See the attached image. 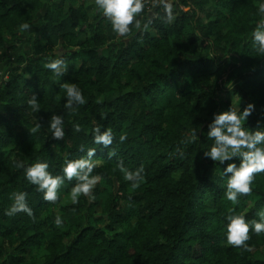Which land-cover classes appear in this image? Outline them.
Instances as JSON below:
<instances>
[{"label":"trees","instance_id":"1","mask_svg":"<svg viewBox=\"0 0 264 264\" xmlns=\"http://www.w3.org/2000/svg\"><path fill=\"white\" fill-rule=\"evenodd\" d=\"M161 2L143 0L119 36L95 0H0V264H264V232L250 228L246 248L225 239L230 210L259 222L264 172L233 205L221 175L229 161L203 154L213 143V114L230 106L254 103L245 126L264 129V56L251 44L259 0H166L171 21ZM24 23L39 28L27 34ZM56 59L67 66L62 76L44 67ZM66 83L84 104L65 109ZM33 95L38 112L28 103ZM52 114L63 118L62 139L49 133ZM96 127L112 131L109 148L93 142ZM90 148L98 180L92 198L75 204V178L50 202L19 167L44 161L62 176L65 163L87 158ZM121 166L143 170L137 188ZM19 192L31 216L5 214Z\"/></svg>","mask_w":264,"mask_h":264},{"label":"clouds","instance_id":"2","mask_svg":"<svg viewBox=\"0 0 264 264\" xmlns=\"http://www.w3.org/2000/svg\"><path fill=\"white\" fill-rule=\"evenodd\" d=\"M161 7L165 12L167 20L173 19L172 9L166 0H162ZM95 8L102 12L104 17L110 22L113 32L119 36H124L129 31V25L132 24L134 18L143 8V0H95ZM257 13L260 19L257 21L252 31L251 44L257 55L264 56V0H259ZM31 27L28 23L21 25L23 30ZM44 67L54 72L57 76H62L67 66L62 59H56L44 64ZM66 89L65 109L71 110L75 105H82L85 99L81 90L74 83H66L63 85ZM33 112L40 110L33 95L28 101ZM255 110V105L249 102L243 109L238 111L233 107L227 110L214 113L213 119L207 126V137L213 141L212 145L204 151V156L214 162L223 165L225 161H229L221 173L227 176L226 181V198L233 203H238V196L241 194H249L252 191L251 181L255 173L264 172V129L250 130L245 126V121ZM107 113H100L104 118ZM48 128L53 139L59 140L65 136L64 121L61 115L52 114L48 121ZM75 131H79V125H74ZM31 133H35L37 128L29 129ZM93 142L109 148L113 143V134L110 129L101 131L100 127L93 129ZM127 138L126 134L119 136V140L123 142ZM192 139H198V131H192ZM83 150V149H81ZM96 149L87 150V158L69 160L62 168L63 175L53 176L48 171V163L37 161L36 163L25 167L22 163L19 167L24 168L25 179L35 185L37 191L43 193V199L55 202L58 198L57 189L63 184L64 179H76V184L70 190V199L73 204L78 202L81 195L88 196L91 199L92 189L95 187L98 177L91 176L96 166L92 158ZM109 156H114V151L108 152ZM233 158H237V164ZM120 171L124 175V179L129 181L133 189L137 188L142 181V169L136 171H128L121 166ZM25 212L29 216L32 210L26 202V195L23 192L13 194V203L5 212L8 216H13L17 212ZM256 215L259 222L253 220L247 222L241 215L233 214L232 210L226 216V232L225 239L228 245L233 247H247L246 241L249 239V229L256 234L264 232V209L259 210ZM54 223L57 226L62 224L59 216H56Z\"/></svg>","mask_w":264,"mask_h":264},{"label":"rangeland","instance_id":"3","mask_svg":"<svg viewBox=\"0 0 264 264\" xmlns=\"http://www.w3.org/2000/svg\"><path fill=\"white\" fill-rule=\"evenodd\" d=\"M38 28H39V27L34 26V27L28 29L26 33H27V34H29V33L34 34V33H36V31L38 30ZM23 47H24V48L27 47V45L25 44V41H24ZM14 57H15V55L12 54V55L10 56V60H13ZM4 76H6V73L2 72V70L0 69V78H2V77H4Z\"/></svg>","mask_w":264,"mask_h":264}]
</instances>
